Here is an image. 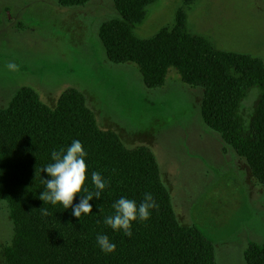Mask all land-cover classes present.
Returning <instances> with one entry per match:
<instances>
[{"label": "trees", "instance_id": "16d2710c", "mask_svg": "<svg viewBox=\"0 0 264 264\" xmlns=\"http://www.w3.org/2000/svg\"><path fill=\"white\" fill-rule=\"evenodd\" d=\"M91 0H57L62 7H81ZM157 0H112L118 17L104 21L98 39L107 59L138 66L147 88L161 87L170 67L188 86L202 87L201 114L206 125L219 132L227 145L245 159L264 186V62L247 53L215 47L188 28L186 9L195 0H182L174 23L142 39L134 28ZM257 94L249 109L244 101ZM80 140L87 153L84 188L95 192L91 173L107 182L101 197H93L90 214L79 218L39 199L46 190L43 170L53 163L51 153ZM151 193L158 207L150 217L132 222V235L104 223L114 215L121 197L137 204ZM73 200V206L81 197ZM0 200L8 207L13 239L3 248L7 264H214L213 246L194 226L177 219L158 163L148 146H126L117 133L96 121L85 96L68 88L51 107L36 91L21 87L8 106L0 108ZM49 215H43L41 209ZM97 235H107L115 251L104 252ZM246 264H264V246H250Z\"/></svg>", "mask_w": 264, "mask_h": 264}, {"label": "rangeland", "instance_id": "374dc122", "mask_svg": "<svg viewBox=\"0 0 264 264\" xmlns=\"http://www.w3.org/2000/svg\"><path fill=\"white\" fill-rule=\"evenodd\" d=\"M182 0H157L134 33L148 39L174 23ZM188 28L223 50L264 62V0H195ZM118 17L112 0L62 7L57 0H0V108L21 87L53 107L68 88L79 90L103 129L126 146L153 152L179 222L212 243L214 264H246L250 246H264V186L245 159L208 127L202 87L185 84L174 67L147 88L138 66L107 59L98 39L104 21ZM16 65L10 70L7 65ZM257 89L244 101L249 109ZM13 239L7 204L0 200V264Z\"/></svg>", "mask_w": 264, "mask_h": 264}, {"label": "clouds", "instance_id": "9594fccd", "mask_svg": "<svg viewBox=\"0 0 264 264\" xmlns=\"http://www.w3.org/2000/svg\"><path fill=\"white\" fill-rule=\"evenodd\" d=\"M10 70H15L16 65L8 64ZM87 153L80 140H73L66 148L59 151H52L51 157L54 161L43 168L47 172L49 179H45L46 190L42 191L39 199L55 205L61 203L64 209L72 207V214L79 218L81 214H90L92 205L90 200L95 196L100 198L106 186V181L100 173L93 171L91 180L97 189L95 192L88 191L83 185L87 179V164L85 157ZM81 191L87 193L81 197L78 204L73 206V200ZM114 215L105 217L104 223L114 231L123 230L126 236H131L132 222L137 219L144 221L149 219L150 210L158 207L151 193H145L144 199L137 204L134 199L126 197L119 198L113 205ZM43 215H49L47 209H41ZM97 243L104 252L115 251L116 245L110 242L107 235H97Z\"/></svg>", "mask_w": 264, "mask_h": 264}]
</instances>
